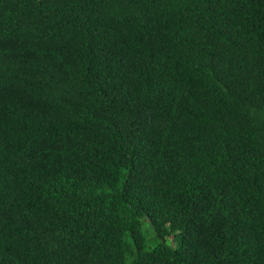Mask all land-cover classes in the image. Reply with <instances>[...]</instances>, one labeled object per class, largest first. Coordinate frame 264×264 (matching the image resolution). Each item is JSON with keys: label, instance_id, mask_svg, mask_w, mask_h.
Returning a JSON list of instances; mask_svg holds the SVG:
<instances>
[{"label": "trees", "instance_id": "16d2710c", "mask_svg": "<svg viewBox=\"0 0 264 264\" xmlns=\"http://www.w3.org/2000/svg\"><path fill=\"white\" fill-rule=\"evenodd\" d=\"M0 264H264V0H0Z\"/></svg>", "mask_w": 264, "mask_h": 264}, {"label": "rangeland", "instance_id": "374dc122", "mask_svg": "<svg viewBox=\"0 0 264 264\" xmlns=\"http://www.w3.org/2000/svg\"><path fill=\"white\" fill-rule=\"evenodd\" d=\"M143 231H144V233L146 235V239H147V248L154 246L155 241H154L153 236H152V231L150 230V228H148V224L145 222L143 223Z\"/></svg>", "mask_w": 264, "mask_h": 264}]
</instances>
